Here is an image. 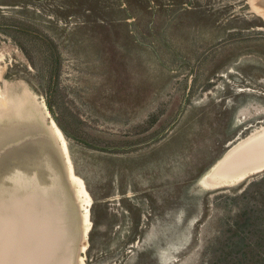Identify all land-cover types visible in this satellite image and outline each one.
<instances>
[{
  "label": "rangeland",
  "instance_id": "obj_1",
  "mask_svg": "<svg viewBox=\"0 0 264 264\" xmlns=\"http://www.w3.org/2000/svg\"><path fill=\"white\" fill-rule=\"evenodd\" d=\"M1 16L49 36L56 54L35 47L32 67L0 33V114L21 94L35 109L0 119V187L19 189L10 177L37 140L62 164L45 105L92 199L78 238L86 250L70 264H207L221 220L236 212L227 197L264 176L200 184L264 130V22L252 0H0Z\"/></svg>",
  "mask_w": 264,
  "mask_h": 264
},
{
  "label": "water",
  "instance_id": "obj_2",
  "mask_svg": "<svg viewBox=\"0 0 264 264\" xmlns=\"http://www.w3.org/2000/svg\"><path fill=\"white\" fill-rule=\"evenodd\" d=\"M252 7L264 22V0H252ZM66 150L69 155L67 146ZM234 151L230 150L217 161L206 177L219 184L236 179L241 172L229 164ZM29 153L26 169L16 166L13 176H9L11 183L19 189L11 191L0 187V264H70L79 250L82 227L81 212H76L79 207L68 172H65L63 160L61 166L54 148L45 140H37ZM68 160H71L70 155ZM70 166L73 172V164ZM85 192L91 198L89 191ZM24 203L26 208L28 203L31 204L29 211L35 212L34 217L31 212L21 211ZM89 210L90 206L88 218ZM76 220L78 231H75Z\"/></svg>",
  "mask_w": 264,
  "mask_h": 264
},
{
  "label": "trees",
  "instance_id": "obj_3",
  "mask_svg": "<svg viewBox=\"0 0 264 264\" xmlns=\"http://www.w3.org/2000/svg\"><path fill=\"white\" fill-rule=\"evenodd\" d=\"M1 18L5 22L0 23V33L13 40L30 66L35 65L30 52L35 47L41 54L54 58L56 45L49 36L23 20L6 16ZM53 65L52 76L57 80L58 61H54ZM45 97L47 107L52 111V103L47 95ZM54 120L66 134L58 119L55 117ZM227 198L231 206L236 207V212L232 217L221 220L218 236L207 247V264H264V176L249 182L239 194Z\"/></svg>",
  "mask_w": 264,
  "mask_h": 264
},
{
  "label": "bare ground",
  "instance_id": "obj_4",
  "mask_svg": "<svg viewBox=\"0 0 264 264\" xmlns=\"http://www.w3.org/2000/svg\"><path fill=\"white\" fill-rule=\"evenodd\" d=\"M21 95H22L21 96L22 99H19V97H9L7 99L6 104L4 105L5 111L0 114V119L2 118L3 115L9 114V113L15 114L12 117H15V116L20 117L21 116L23 118L27 115L33 117V115L35 114L34 107L30 105L31 104L30 100L26 96V94H21ZM0 100H1V97H0ZM34 104H32V105H34ZM44 108H45V105L42 106V109L44 111L45 116L48 118V127L47 128H48L50 134L58 140V144L60 145L59 150L61 152V155L63 158V163L65 166L64 169H65L66 173L68 172V180H69V182H70V184H71V186L75 192L76 202L78 203V207L81 210V217H80L81 218V227H82L81 228V230H82L81 236H82V239H84L87 232L89 231L90 225H91L90 219L87 217V213H88V207L91 206V204H92V200L88 196V194L85 192V190H87V188L84 184V181L81 180V178H79V176L76 175V172H75L73 166H72L73 172H71L70 163H72V162H71V160L70 161L68 160L69 155L67 154V150H66V146H67L66 145V142H67L66 138L63 137V135L60 133V131L57 127V124L55 123L54 120H52V118L49 116L47 110ZM38 111H39V109H38ZM13 114H11V115H13ZM9 116H10V114L8 116H5V117L8 118ZM41 116L43 117V115H41ZM8 122H11V121H8ZM6 127L10 131V128L8 126H6ZM12 131H13V129H12ZM232 150H235L234 151L235 155L232 157L230 162L229 161L228 162L232 167L235 166V167L239 168V171L241 172L239 174V176L236 179H232V181H228L225 184H219V183H217V181L211 180V179H209L208 176L206 177V175H205L200 180V184L203 187L210 188V189H216V188H220V187L227 186V185H233V184L241 181L242 179H244L245 177L244 178H242V177L247 173H248L247 175H249L251 173H256V172H259L260 170H264V130L259 132L258 134H255L253 136L248 137L247 139L243 140L239 144L237 143L236 146L231 148V151ZM228 153L229 152H227L226 154H228ZM30 207H31V204L28 203V206L26 208V205L24 203V206L21 207L22 208L21 211H23V212L28 211V212H31V214H33V210L29 211ZM34 216H35V212L33 214V217ZM33 220H34V222H36V219H33ZM34 222L30 221V223H32V225L34 224ZM6 250H9V249H6ZM85 250H86V246H81V245L79 246L80 253L84 252ZM12 252H10V254ZM5 260H6V258H5ZM78 262H79V264H82L83 258H80L78 260Z\"/></svg>",
  "mask_w": 264,
  "mask_h": 264
},
{
  "label": "flooded vegetation",
  "instance_id": "obj_5",
  "mask_svg": "<svg viewBox=\"0 0 264 264\" xmlns=\"http://www.w3.org/2000/svg\"><path fill=\"white\" fill-rule=\"evenodd\" d=\"M234 147V146H233Z\"/></svg>",
  "mask_w": 264,
  "mask_h": 264
}]
</instances>
